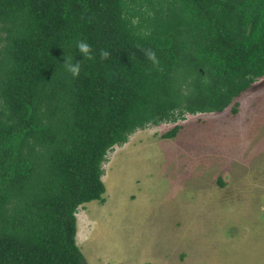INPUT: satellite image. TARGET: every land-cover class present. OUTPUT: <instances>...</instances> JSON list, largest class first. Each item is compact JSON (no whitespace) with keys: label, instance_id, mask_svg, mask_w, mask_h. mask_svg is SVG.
<instances>
[{"label":"trees","instance_id":"obj_1","mask_svg":"<svg viewBox=\"0 0 264 264\" xmlns=\"http://www.w3.org/2000/svg\"><path fill=\"white\" fill-rule=\"evenodd\" d=\"M262 78L264 0H0V264H88L77 214L106 201L113 147L222 112Z\"/></svg>","mask_w":264,"mask_h":264},{"label":"rangeland","instance_id":"obj_2","mask_svg":"<svg viewBox=\"0 0 264 264\" xmlns=\"http://www.w3.org/2000/svg\"><path fill=\"white\" fill-rule=\"evenodd\" d=\"M185 117L174 138L148 126L108 154L106 201L77 215L88 264H264V78Z\"/></svg>","mask_w":264,"mask_h":264},{"label":"clouds","instance_id":"obj_3","mask_svg":"<svg viewBox=\"0 0 264 264\" xmlns=\"http://www.w3.org/2000/svg\"><path fill=\"white\" fill-rule=\"evenodd\" d=\"M76 47H77V50L79 51V53L84 57V61H86V60L90 61V60H94L95 59V55L93 54V49H92V47L86 41H77ZM141 51L143 52L144 56L152 63V65L154 67H156V68L159 67L160 61H159V59H158V57L156 55V52L153 49H151V48H144V49H141ZM109 56H110V53L107 50L100 49V51H99V57H100V59L102 61L103 60H107L109 58ZM64 60H65V62L63 63V67H64L65 71L68 72L69 74H71V76L73 77V79L79 78V76L81 74V70H82V64L81 63H73V58H71V57L64 58ZM194 115H196V114H194ZM181 121H183V120H181ZM179 122L180 121H178L177 123L164 122V123H161L160 125H157V127L158 126H161V125H164V124L165 125H169V126H172V125L175 126L177 124L180 125ZM124 144H122V145H124ZM122 145L117 144V145H115L113 147V149L116 146H122ZM107 158H108V155H107ZM103 177H104V175H103ZM103 177H102V179H103Z\"/></svg>","mask_w":264,"mask_h":264}]
</instances>
